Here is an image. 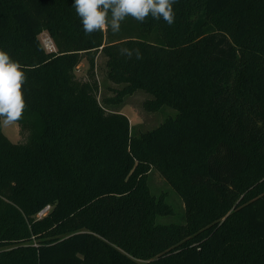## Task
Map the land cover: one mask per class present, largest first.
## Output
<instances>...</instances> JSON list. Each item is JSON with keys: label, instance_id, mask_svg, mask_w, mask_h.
<instances>
[{"label": "trees", "instance_id": "obj_1", "mask_svg": "<svg viewBox=\"0 0 264 264\" xmlns=\"http://www.w3.org/2000/svg\"><path fill=\"white\" fill-rule=\"evenodd\" d=\"M73 4L0 0V50L27 76L18 123L33 130L15 143L0 122V264H264V0H178L172 25L129 17L92 35ZM99 52L124 93L146 89L148 110L176 117L133 135L99 102ZM152 169L185 223L155 222L172 208Z\"/></svg>", "mask_w": 264, "mask_h": 264}, {"label": "rangeland", "instance_id": "obj_2", "mask_svg": "<svg viewBox=\"0 0 264 264\" xmlns=\"http://www.w3.org/2000/svg\"><path fill=\"white\" fill-rule=\"evenodd\" d=\"M41 44L45 50H56L55 43L48 31H43L40 36ZM107 55L99 52L96 58V78L99 82V102L109 111H117L125 114L130 120V128L133 135H139L148 130L158 127L170 117H176L178 111L168 104L155 111L146 108L145 103L155 99V95L146 89L139 88L133 93L122 91L126 86L125 82H115L109 78L107 67ZM88 62L83 60L76 70L79 78L87 77ZM2 131L15 143H25L33 134V130L18 122L4 126L1 122ZM148 185L151 195L157 200L162 199L172 208V213L157 214L156 223H185L186 210L181 196L173 189L169 182L157 170L152 169L148 177Z\"/></svg>", "mask_w": 264, "mask_h": 264}, {"label": "clouds", "instance_id": "obj_3", "mask_svg": "<svg viewBox=\"0 0 264 264\" xmlns=\"http://www.w3.org/2000/svg\"><path fill=\"white\" fill-rule=\"evenodd\" d=\"M178 0H74L73 7L80 18L86 35L110 30L118 34L122 23L131 17L143 23L151 16L172 25L175 20L174 5ZM120 55L141 59L139 49L122 47ZM23 65L14 60L8 52L0 50V122L4 126L22 119L26 101L22 91L27 82Z\"/></svg>", "mask_w": 264, "mask_h": 264}, {"label": "built area", "instance_id": "obj_4", "mask_svg": "<svg viewBox=\"0 0 264 264\" xmlns=\"http://www.w3.org/2000/svg\"><path fill=\"white\" fill-rule=\"evenodd\" d=\"M50 209H51V206H47V207H45L43 210H41V211L38 213V216H39V217H42V216L46 215V214L49 212Z\"/></svg>", "mask_w": 264, "mask_h": 264}]
</instances>
